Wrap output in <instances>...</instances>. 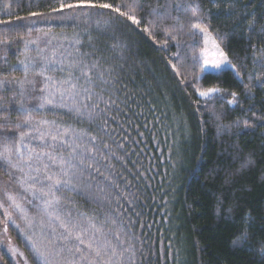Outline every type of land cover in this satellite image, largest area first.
<instances>
[{
	"label": "trees",
	"instance_id": "16d2710c",
	"mask_svg": "<svg viewBox=\"0 0 264 264\" xmlns=\"http://www.w3.org/2000/svg\"><path fill=\"white\" fill-rule=\"evenodd\" d=\"M0 21L21 255L0 264H264V0H0ZM195 28L232 68L201 72Z\"/></svg>",
	"mask_w": 264,
	"mask_h": 264
},
{
	"label": "rangeland",
	"instance_id": "374dc122",
	"mask_svg": "<svg viewBox=\"0 0 264 264\" xmlns=\"http://www.w3.org/2000/svg\"><path fill=\"white\" fill-rule=\"evenodd\" d=\"M195 31L200 37L201 48L198 53V58H199L201 72L203 73L204 72H216L221 69L232 68L231 64L228 63V61L226 60L224 53L222 52L216 40L214 39L213 35L210 34L208 30L206 29L204 32H201L200 28H195ZM44 42H45V38L42 40V43ZM217 64L220 65L219 68L215 67V65ZM199 93H198L199 98L207 99V98L212 97L213 95H216L217 92H214L210 94L209 96H204V97L200 96ZM5 127H6L5 125H2L0 128L4 130L6 129ZM9 206L11 207L9 209L13 211L12 214H17L20 212L17 204L11 203ZM9 232H10V229L6 228L5 224L1 220L0 222V250L1 251L3 250L10 257L19 261L21 257L20 251H19L20 249L15 245L14 241L10 238Z\"/></svg>",
	"mask_w": 264,
	"mask_h": 264
},
{
	"label": "snow or ice",
	"instance_id": "6c2138e0",
	"mask_svg": "<svg viewBox=\"0 0 264 264\" xmlns=\"http://www.w3.org/2000/svg\"><path fill=\"white\" fill-rule=\"evenodd\" d=\"M81 7H89V8H102V9H108L112 12H116L119 16H122V17H125L127 20L131 21L132 24L136 25V24H139V20L136 19V16L134 14L135 12V8H136V5H132V6H127L125 5V7L128 8V11H121L120 8H117V7H113V5L111 4H108V3H99V4H95V3H88V4H61L59 8H53L52 11L53 12H63V10L65 8H81ZM30 16H42L43 13H40V12H31L29 14ZM193 15L195 16L196 15V12H193ZM17 19H23V17H17ZM11 23V21H0V24H9ZM148 29H145V31H147ZM200 31L201 32H204L205 29L203 28H200ZM215 67L219 68L220 65L217 64L215 65ZM83 75L87 76V72H84ZM65 83H68L67 81H65ZM74 87V86H73ZM218 89H210L208 92H200L199 95L204 97V96H209L210 94L214 93V92H217ZM233 98H235L236 96V93H233ZM235 102L234 99L233 100H230L229 103H233ZM50 103V101H49ZM7 151V149H6ZM5 159H8V157H4ZM66 239H69V240H75L78 242V245H84L85 247H88V248H91V245H85L84 244V240L82 238V236L80 234H73L71 232H69L68 236L66 237ZM77 251H80V248L77 246L76 248ZM42 255V254H41ZM97 256L100 255L99 252L96 253Z\"/></svg>",
	"mask_w": 264,
	"mask_h": 264
}]
</instances>
